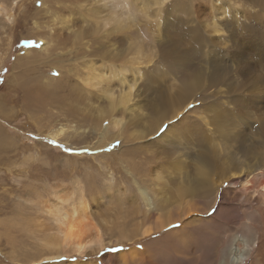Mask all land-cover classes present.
<instances>
[{
    "label": "bare ground",
    "instance_id": "6f19581e",
    "mask_svg": "<svg viewBox=\"0 0 264 264\" xmlns=\"http://www.w3.org/2000/svg\"><path fill=\"white\" fill-rule=\"evenodd\" d=\"M47 1L43 0L39 9L44 15L50 9ZM63 2L71 14L92 21L87 27L77 28L43 22L37 27L41 29L38 52L30 49L17 57V68L35 63L37 56L51 58L65 45L66 54L57 52V56L68 57L69 63L53 65L54 75L38 72L27 89L33 88L34 94V89L41 91L45 97L50 89L63 92L57 99L65 117L76 127L93 121L104 146L118 138L129 143L151 142L157 137L178 148L171 159L151 168L154 179H165L164 173L169 176L174 172L179 180L171 187L175 189L172 201L170 197L158 200L161 205L173 203V208L166 212L159 206L155 213L149 207L143 233L148 235L153 229L181 220L189 212H200L196 196L211 185L224 188L223 198L225 194L240 193L243 180L246 185L251 182L264 188V0ZM5 9L0 2V16ZM54 15L47 20L56 21ZM65 17L62 14L59 22ZM64 75L69 79L61 91L58 84ZM201 92L208 94L209 100H201L198 106L196 95ZM191 112L196 115L187 117ZM189 118L194 125L188 123ZM165 124L166 130L158 134ZM67 125L51 130L49 135L58 138ZM198 127V135L203 133L201 144L200 136L195 138ZM9 139L11 143L13 139ZM226 151L227 158H220V153ZM163 167L169 172H163ZM77 189L80 195L75 201V191L66 186L56 188V203L45 200L50 233L39 241L43 251L33 259L34 264H46L44 260L50 258H57L54 264H94L83 263L78 257L119 241L114 238L105 242L106 226L101 223L108 220L95 219L93 210L102 205V197L93 198L95 204L82 185ZM112 192L109 185L108 194L113 195L114 202ZM141 194L145 205H150L146 192ZM175 231L170 230L164 239L146 241L142 249L131 247L129 251L108 254L109 264H159L158 248L185 259L178 255L176 241H165ZM239 242V238H232L226 251L216 252L214 261L221 256L223 263L247 264L254 248L246 243V247H240ZM65 256L67 260L62 258Z\"/></svg>",
    "mask_w": 264,
    "mask_h": 264
},
{
    "label": "rangeland",
    "instance_id": "374dc122",
    "mask_svg": "<svg viewBox=\"0 0 264 264\" xmlns=\"http://www.w3.org/2000/svg\"><path fill=\"white\" fill-rule=\"evenodd\" d=\"M42 1L0 0L6 8L0 16V264H34L33 259L43 251L40 245L42 237L50 233L48 224L51 222L44 211L45 200L56 203V188L66 186L75 191L72 200L75 201L80 195L78 185L83 186V192L92 197L95 204L93 198L102 197V207L97 206L99 208L93 211L95 219L108 220V223H101V226H106L105 242L114 238L119 240L106 243L94 254L78 257L83 263L109 264L108 254L129 251L131 247L142 249L146 241L164 239L170 230L175 229L177 231L165 241H176L177 253L185 259H177L158 248L159 264H228L223 263L224 260L220 262L221 256L214 259L217 251L227 250L232 238H239L240 247H246L245 243L253 246L247 264H264V188L251 182L246 185L244 180L242 185H245L238 189L240 193L225 194L224 198V188L209 186L196 196L200 212H189L181 220L153 229L148 235L143 233L148 221L145 211L149 207L155 213L159 206L166 212L173 208V203L162 206L158 200L170 197L172 201L175 189L171 187L179 180L174 172L169 176L164 173L167 175L165 179H154L151 168L171 159L178 148L165 141L162 144L157 137H153L151 142L129 143H123L117 137L113 143L104 146L93 121L87 120L84 127H76L65 117L57 99L63 92L50 89L46 98L41 91L34 89V94L33 88L27 89L38 72L54 75L53 65L69 63L68 57L57 56V52L66 54L67 46L63 45L62 49L54 51L51 58L37 56L34 57L35 63L17 68V57L24 56L30 49L38 52L41 46L38 35L41 29L37 27L43 22L45 25L67 23L76 28L79 25L87 27L88 21H92L90 17L71 14L63 5L64 0H48L49 13L44 15L39 10ZM62 14L66 17L59 22ZM50 15L58 20H47ZM97 52L92 58H96L101 50ZM82 55L85 54L82 52ZM193 62H189L188 66ZM62 70L65 71V68ZM68 79L64 75L58 84L61 91ZM207 95L202 92L197 94L198 101L195 103L206 102ZM195 115L191 112L187 117ZM188 121L194 125L192 118ZM67 123L64 134L58 138L49 135L51 130ZM167 126L162 125L158 134L163 133ZM198 130L199 127L195 138L200 136L198 144H201L203 133L198 135ZM9 137L13 139L11 143ZM227 154L229 151L221 152L219 157L227 158ZM154 170H158L157 167ZM162 171L169 172V169L163 167ZM189 171L193 174L195 169L191 166ZM109 185L115 195L114 202L113 195L108 194ZM245 186L251 189L245 190ZM143 191L150 198V205H145ZM113 204L114 211L111 209ZM62 258L68 259L66 256ZM56 261L57 258H50L44 263L54 264Z\"/></svg>",
    "mask_w": 264,
    "mask_h": 264
}]
</instances>
